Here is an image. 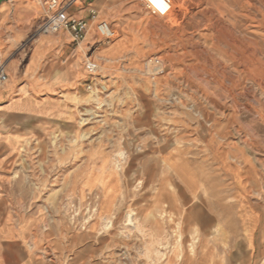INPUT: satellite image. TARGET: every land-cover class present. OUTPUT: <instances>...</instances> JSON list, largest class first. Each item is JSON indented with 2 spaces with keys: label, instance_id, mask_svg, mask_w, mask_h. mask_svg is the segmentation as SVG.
Wrapping results in <instances>:
<instances>
[{
  "label": "rangeland",
  "instance_id": "1",
  "mask_svg": "<svg viewBox=\"0 0 264 264\" xmlns=\"http://www.w3.org/2000/svg\"><path fill=\"white\" fill-rule=\"evenodd\" d=\"M22 1L36 36L57 37L40 31L48 0ZM93 1L74 0L70 10L88 13L93 36L87 56L76 57L78 117L35 120L34 143L14 165L21 215L44 221L35 253L51 264H264V0H169L166 19L140 0ZM126 9L144 17L129 34L136 47L121 41ZM101 21L117 33L111 45L96 34ZM61 35L66 58L57 54L52 72L69 67L77 49ZM97 47L126 52L111 64L92 55ZM97 57L92 80L85 64ZM152 57L164 64L154 80L144 73ZM187 167L202 185L192 200L176 175Z\"/></svg>",
  "mask_w": 264,
  "mask_h": 264
},
{
  "label": "crops",
  "instance_id": "2",
  "mask_svg": "<svg viewBox=\"0 0 264 264\" xmlns=\"http://www.w3.org/2000/svg\"><path fill=\"white\" fill-rule=\"evenodd\" d=\"M67 1L72 4L74 2ZM107 3L114 6L110 0H94L91 5L100 7ZM79 16L88 21V13ZM143 19L142 14L131 9L124 11L118 24L123 44L128 47L138 46L137 41L131 39L129 34L142 24ZM36 28L35 14L26 8V2L11 0L10 3L1 5L0 33L4 37L0 38L3 45L0 49V67L5 68L9 81L0 88V264H51L34 251L32 241L40 232L44 221L35 213L21 215L20 174L14 165L19 162L24 151L29 149L30 144L34 143L30 133L35 127V120L72 122L77 119L79 100L84 95L71 92L83 77L78 68L80 61L76 57L87 56L93 47L90 30L83 42L85 44L87 41L86 54L80 55V44L77 45L73 63L52 72L51 65L58 58L57 54L59 59L66 58L67 40L62 33L57 37H37ZM106 49L107 47H97L92 55L106 57L112 64L126 52L106 54ZM101 57L94 59L101 63ZM66 62H63L64 65ZM222 126L224 127L222 124L218 125ZM210 154L215 159L227 157L216 151ZM176 171L184 194L192 200L202 187L197 173L191 167H187L185 172ZM232 177L241 182L237 175ZM239 182H235L236 189L239 188ZM237 214L244 221L246 215L242 204ZM192 255L180 256V260L189 262Z\"/></svg>",
  "mask_w": 264,
  "mask_h": 264
},
{
  "label": "built area",
  "instance_id": "3",
  "mask_svg": "<svg viewBox=\"0 0 264 264\" xmlns=\"http://www.w3.org/2000/svg\"><path fill=\"white\" fill-rule=\"evenodd\" d=\"M144 8L152 15L168 18L173 11L169 0H140ZM71 2L65 0H48L44 4V22L40 31L47 35L68 33L76 45L87 38L88 22L71 14ZM95 15V12L91 11ZM96 34L106 43L111 44L117 39V33L108 22L101 21L96 25ZM86 75L94 80L100 71V62L95 59L85 64ZM144 73L152 80L164 74V64L159 57L149 58L144 64ZM8 77L3 66L0 67V85L7 83ZM91 88V87H90Z\"/></svg>",
  "mask_w": 264,
  "mask_h": 264
},
{
  "label": "bare ground",
  "instance_id": "4",
  "mask_svg": "<svg viewBox=\"0 0 264 264\" xmlns=\"http://www.w3.org/2000/svg\"><path fill=\"white\" fill-rule=\"evenodd\" d=\"M40 1V0H39ZM40 2H42V1H40ZM174 5V4H173ZM175 8V7H174ZM90 30H91V25H89V30H88V33H87V36H88V34L90 33ZM167 162V161H166ZM115 210V209H114ZM129 215V214H128ZM127 215V216H128ZM108 218V217H107ZM127 219H128V221H129V223H132V224H134V221L135 220H133V218H132V216L131 215H129L128 217H127ZM134 226H135V224H134Z\"/></svg>",
  "mask_w": 264,
  "mask_h": 264
},
{
  "label": "water",
  "instance_id": "5",
  "mask_svg": "<svg viewBox=\"0 0 264 264\" xmlns=\"http://www.w3.org/2000/svg\"><path fill=\"white\" fill-rule=\"evenodd\" d=\"M10 2H11V0H0V7L3 3H10ZM2 48H3V45L0 43V49H2Z\"/></svg>",
  "mask_w": 264,
  "mask_h": 264
}]
</instances>
